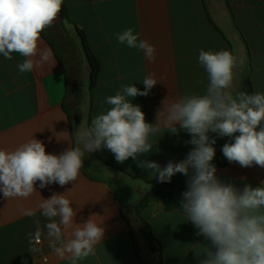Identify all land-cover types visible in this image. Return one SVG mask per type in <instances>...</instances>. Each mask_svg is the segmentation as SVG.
I'll list each match as a JSON object with an SVG mask.
<instances>
[{
    "label": "crops",
    "instance_id": "crops-1",
    "mask_svg": "<svg viewBox=\"0 0 264 264\" xmlns=\"http://www.w3.org/2000/svg\"><path fill=\"white\" fill-rule=\"evenodd\" d=\"M63 2L67 17L59 16L41 33L40 47L51 50L52 63L21 74L17 64L23 58L19 54L13 53L11 60L0 55V149L14 150L34 137L45 144L46 153L59 155L76 146L75 131L84 118L90 124L109 108L103 103L107 96L115 95L122 84H134L143 91L142 81L148 75L159 83L148 97L137 96L131 102L141 106L146 122L155 123L157 109L168 95L204 93L208 80L198 62L200 50H228L241 58L230 90L233 95L239 91L264 93V0ZM130 27L155 46L154 62L142 51L117 42L115 34ZM76 28L82 30L99 62L92 87ZM190 138L183 131L178 136L158 134L153 138V150L139 159L158 162L161 167L170 160H183L192 147L185 144ZM226 142L231 138L217 137L214 145L217 176L241 188L244 183L264 185V168H242L227 161L221 151ZM186 179L177 173L170 182L174 186H168L157 182L150 170L138 167L132 158L121 164L103 149L86 154L75 185L51 184L41 189L37 182L38 193L28 199L6 200L0 193V264H70L49 247L44 227L48 221L38 207L41 199L68 190L65 195L72 207L80 209L75 222L95 214L93 219L105 228L103 240L95 246L96 254L78 264H200L203 256L197 255L209 242L196 235L197 229L179 207ZM28 210L35 216L26 215ZM37 219L44 236L38 245L41 251L33 253L28 234L35 232Z\"/></svg>",
    "mask_w": 264,
    "mask_h": 264
},
{
    "label": "clouds",
    "instance_id": "clouds-1",
    "mask_svg": "<svg viewBox=\"0 0 264 264\" xmlns=\"http://www.w3.org/2000/svg\"><path fill=\"white\" fill-rule=\"evenodd\" d=\"M62 4L63 0H0V55L11 60L13 53L19 54L23 58L17 64L21 74L53 62L51 50L40 47L41 33L59 18ZM115 38L119 44L142 51L149 62L156 60L155 46L133 28L116 33ZM198 62L207 73L204 93L168 95L157 109L155 123L146 122L141 106L131 102L137 96L148 97L159 83L148 75L142 81L143 91L134 84H122L115 95L107 96L103 103L109 108L90 124L84 118L75 131L76 146L59 155L46 153L45 144L34 137L14 150L0 149L3 198L28 199L38 193L37 182L41 189L51 184L75 185L86 154L107 149L121 164L129 158L137 161L138 167L150 170L160 183H170L177 173L187 178L179 207L197 229L196 235L209 242L197 255L203 256L200 264H264V185L244 183L241 188L224 182L213 163L216 138L228 137L231 142L224 143L221 151L229 163L264 168V93L239 91L233 95L235 70L243 61L228 50H200ZM181 131L191 137L185 141L192 146L186 158L170 160L163 167L139 159L153 150L155 136L165 132L178 136ZM65 193L41 199L38 207L48 221L44 227L49 247L59 258L78 264L96 254L95 246L103 240L105 228L93 219L95 214L76 223L80 209L74 210ZM25 214L35 216L32 210ZM35 224L28 241L29 250L38 253L44 232L39 219Z\"/></svg>",
    "mask_w": 264,
    "mask_h": 264
},
{
    "label": "trees",
    "instance_id": "trees-1",
    "mask_svg": "<svg viewBox=\"0 0 264 264\" xmlns=\"http://www.w3.org/2000/svg\"><path fill=\"white\" fill-rule=\"evenodd\" d=\"M59 16L62 17V18L67 17V15H66V5L64 4V2L62 4V10L59 13ZM76 31H77V34L80 37L82 48H83L85 56H86V58L88 60V64H89V67H90L89 77L91 79V87H92L94 85V82H95L94 78H95V75L97 73V69L99 67V62L94 57V55H92V53H91V51H90V49L88 47V44L86 43L85 35L83 34L82 30L79 29V28H76ZM147 181L148 182H156V181H150V180H147ZM167 184H168V186H171V187L174 186V183H167Z\"/></svg>",
    "mask_w": 264,
    "mask_h": 264
},
{
    "label": "rangeland",
    "instance_id": "rangeland-1",
    "mask_svg": "<svg viewBox=\"0 0 264 264\" xmlns=\"http://www.w3.org/2000/svg\"><path fill=\"white\" fill-rule=\"evenodd\" d=\"M74 36L77 37V39L79 40L78 35H77L76 33L74 34ZM80 51H81V53H82V58L85 59V58H84V57H85V54L83 53V51H82L81 48H80ZM84 62H85V60H84ZM86 64H87V63H86Z\"/></svg>",
    "mask_w": 264,
    "mask_h": 264
}]
</instances>
